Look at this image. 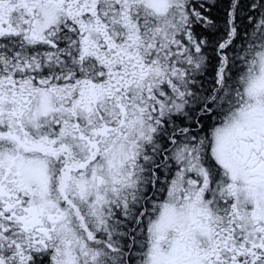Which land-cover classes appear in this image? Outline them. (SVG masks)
Here are the masks:
<instances>
[{
  "label": "snow or ice",
  "instance_id": "obj_1",
  "mask_svg": "<svg viewBox=\"0 0 264 264\" xmlns=\"http://www.w3.org/2000/svg\"><path fill=\"white\" fill-rule=\"evenodd\" d=\"M0 264H264V0H0Z\"/></svg>",
  "mask_w": 264,
  "mask_h": 264
}]
</instances>
